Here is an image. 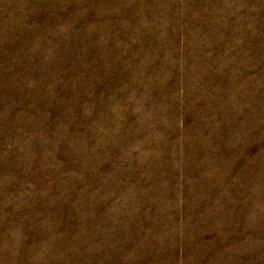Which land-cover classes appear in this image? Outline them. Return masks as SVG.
<instances>
[{"label": "rangeland", "instance_id": "1", "mask_svg": "<svg viewBox=\"0 0 264 264\" xmlns=\"http://www.w3.org/2000/svg\"><path fill=\"white\" fill-rule=\"evenodd\" d=\"M0 264H264V0H0Z\"/></svg>", "mask_w": 264, "mask_h": 264}]
</instances>
